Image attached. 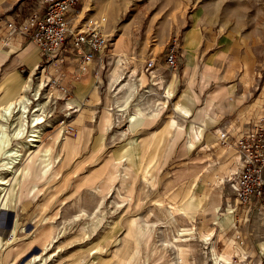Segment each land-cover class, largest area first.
I'll return each instance as SVG.
<instances>
[{
    "label": "rangeland",
    "instance_id": "1",
    "mask_svg": "<svg viewBox=\"0 0 264 264\" xmlns=\"http://www.w3.org/2000/svg\"><path fill=\"white\" fill-rule=\"evenodd\" d=\"M10 1V9L0 7V23L10 20V11L26 15L40 0ZM77 7L75 23L89 16L107 19L111 47L89 73L96 97L81 102L77 59L65 51L54 66L43 58L24 78L9 74L0 82V106L17 97L29 78L31 97L37 81L44 82L46 113L38 141L27 140L28 111L25 143L12 137L0 151L1 165L8 147L22 145V160L5 172L8 183L0 192V264H167L177 258L181 229L193 224L197 237L188 241L183 264H213L211 243L222 253L229 241L245 257L233 253L234 263L264 264L262 218L254 212L238 218L228 207L234 206L231 178L240 162L234 138L254 125L264 127V0H80ZM174 37L176 69L166 62ZM120 56L128 58L121 67L141 94L133 103L148 101L147 118L129 116L135 104L117 115L122 110L111 76ZM150 58L156 64L146 70ZM216 71L233 85L222 101L237 99L234 106H219L217 118L205 116L223 87ZM58 76L68 92L53 82ZM108 111L111 124L105 123ZM11 116L14 121L19 115ZM202 116V135L193 146L186 144ZM68 122L74 132L65 131ZM223 130L231 134L229 143L220 140ZM176 207L192 220L171 216ZM208 231L212 239L203 240Z\"/></svg>",
    "mask_w": 264,
    "mask_h": 264
},
{
    "label": "built area",
    "instance_id": "2",
    "mask_svg": "<svg viewBox=\"0 0 264 264\" xmlns=\"http://www.w3.org/2000/svg\"><path fill=\"white\" fill-rule=\"evenodd\" d=\"M79 3L80 0H40L26 15L18 13V18L6 22L5 41L9 42L18 34L26 36L37 44L48 66L56 65L54 58L64 51L70 52L76 57L79 70L86 71L99 59L100 54L109 51L111 42L105 16H89L74 22L80 13L77 7ZM178 61V39L174 37L167 49L166 62L176 69ZM155 64L156 59L150 58L145 63L146 70H150ZM41 66L44 67L45 64ZM60 77H55L53 82L63 92H68L66 83ZM64 127L68 133L75 131V125L70 122ZM219 137L222 143H229L231 140V134L227 130H223ZM234 139L240 162L231 178L235 193L232 212L238 218L247 219L254 212L262 218L264 226V127L254 125Z\"/></svg>",
    "mask_w": 264,
    "mask_h": 264
},
{
    "label": "bare ground",
    "instance_id": "3",
    "mask_svg": "<svg viewBox=\"0 0 264 264\" xmlns=\"http://www.w3.org/2000/svg\"><path fill=\"white\" fill-rule=\"evenodd\" d=\"M110 55L111 54L108 55V58H109ZM103 56H104V54H100V56H99L100 61H104L103 60ZM121 56L118 59V64H117L116 68L113 71V76H111L112 77V85H111V87H112L113 95L115 97V102L117 103V106L119 107L118 111L122 110L121 112H117V115H123L124 114V110L127 107H129L131 104L132 105L135 104V107L133 108V111H129V116L132 119L139 118V117L147 118V116H151V115H149L147 113L146 109H144V105L147 106L148 105V101L146 100V101H144V103L141 102V104H140L139 101H135L133 103V101L135 99L137 100L140 97L141 94L137 90V84H136L137 82L135 83V82L131 81L132 74H127L124 71L123 67H121L122 65L124 66L126 64L125 62L128 61V58L127 57L121 58ZM117 57H119V56H117ZM125 70H126V68H125ZM128 72H129V70H128ZM140 78H141V76L139 77V80H140ZM30 80H32V79L29 78L28 81L24 84V86L22 87L21 92L17 95V97H14V98L12 97V98L8 99L7 101H5L0 106V151L2 150V148L5 147V145L7 146V144L9 143V139L12 138V137L17 139V140H20V142L22 144L25 143V141L22 140V139L26 136L27 124H26L25 120H26L28 111L31 112V116H32L30 121H28L30 123L29 125L32 126L31 130L29 129V132L30 131L31 132L28 134V136H29V138L27 139L28 142H30V141L31 142L32 141H38L39 137H42L41 136V131H42V127H43L42 123L46 120L45 117H44V116H46L45 108H44L45 107V101L41 99V97H42L41 96V89L43 88L44 82H42V81L38 82L37 81L36 87H35V91L32 94L34 96L31 97L29 94H27V91H31V89L33 87L32 84L30 83ZM203 81L207 82L208 79H206V77H205L203 79ZM123 91L124 92L126 91L124 93V95L123 94L120 95V93L123 92ZM44 96H46V93L44 94ZM144 96H145V94H144ZM111 99H112V97H111ZM35 100H37V103H35L33 106H31L32 108H30V105H32ZM120 102H122V103H120ZM146 103H147V105H146ZM132 105H131V107H132ZM205 109H208V107H205ZM15 111L18 113L19 116H16L13 119L14 121H12L13 116H11V114L13 112H15ZM127 112H128V110H127ZM181 113L186 116L189 113V109H185V108L181 109ZM112 115L113 114H112L111 111L107 112V114L105 115V123L106 124H111V120H112L111 116ZM9 123H11V125L13 126L12 130L10 132L11 133L10 136H8L7 132H6V129L9 126L8 125ZM205 124H206V118H205V116H203V117L200 118L199 123H197V125H195L194 133L192 134V132H190V131L187 132L186 144L189 143L192 146L194 145L196 136L197 135H202V132H203V129H204L203 125H205ZM220 133L218 135H220ZM59 136H61V135H58L57 142L62 141V137H59ZM20 142L15 144L14 147H8L5 150L6 155L2 157V160H1L2 163L0 165V170H1V172H0V192L4 191V189L6 188L5 185H7V183H8V178L6 177L7 175L5 174V172L12 171L14 168H16L17 163L19 164L20 160H22V158H21L22 157V153L20 152V147L22 145L20 146ZM119 158L122 159L121 157H119ZM18 198H19V196H18ZM216 207H221V206L218 205V204L217 205H213V209L215 211H218L216 209ZM228 207L232 211V205L229 204ZM169 211H170V209H169ZM172 213L173 214H171V216L172 215L174 216V214H181V217H187L189 220H192V216L188 214V212L185 210L184 207H181V208L176 207L174 210H172ZM85 214H87V212ZM211 232L210 231L206 232L202 236L203 240H206V241L211 240L212 239ZM149 234H150V232H149ZM178 236H179L177 238L178 243L176 244L177 250L175 251L177 253V255H176L177 256V258H176L177 261L176 260L175 261L171 260L167 264H174V263L183 264V261L187 260V257H188L189 251H190V247L188 246V244H189L188 241H190V240H192V239L197 237L196 236V226H195V224H193L189 228H182L181 229V233H179ZM237 246H235L232 242L229 241V242H227V245H226V248L224 249V251L222 253H218L216 251V249H215L214 243H211V257H212L213 264H235L236 262L234 263L233 260H232V254L235 253V252L238 253L237 252L238 251V247ZM167 249L168 248L165 246V250H167ZM240 250H243V249H240ZM243 255L238 253V257H242L243 258L244 257ZM120 262H124V260L121 259ZM240 262L241 261H239L238 263H240ZM41 263H42V260H40L38 262V264H41Z\"/></svg>",
    "mask_w": 264,
    "mask_h": 264
},
{
    "label": "crops",
    "instance_id": "4",
    "mask_svg": "<svg viewBox=\"0 0 264 264\" xmlns=\"http://www.w3.org/2000/svg\"><path fill=\"white\" fill-rule=\"evenodd\" d=\"M0 5V7L2 8L10 9L11 7H13V1L11 2L10 0H0ZM18 13V10L8 12V19L14 18L13 14L17 15ZM5 27L6 26L3 20V22L0 23V82L3 80L4 75L7 76L9 74L17 73L19 74V76L24 78V74H26V72H34V70L37 69V66L40 65L43 60L42 53L37 44L24 35L18 34L14 36L9 42H6L3 38L6 34ZM92 64L86 71H81L78 69V74L79 76L81 74V76L78 78V80L75 81V91L77 96L81 99V102H83L88 95H92L94 97L97 96L94 88H90L91 85L90 82H88L91 79L89 77V73L93 74V71L90 69L93 66ZM216 73V76L217 78H219L220 84L223 85V87H220L219 91H217L216 93L217 97L214 99V108L212 106V108L208 110L209 114H205V116H211L212 114L217 118V108L219 106H234V104H237V99H227L226 101H222V97H225L227 92L233 90V85L227 83L225 74L220 75L217 71ZM95 77L100 78V76L96 75ZM212 90H218V86H215ZM96 103H99V101H97ZM202 104L203 103H201V105ZM86 109L84 108V111L81 112L79 116H83ZM84 126L91 128L88 125Z\"/></svg>",
    "mask_w": 264,
    "mask_h": 264
}]
</instances>
